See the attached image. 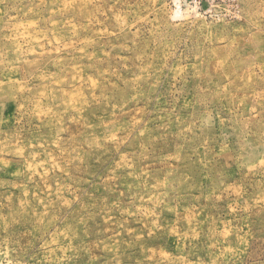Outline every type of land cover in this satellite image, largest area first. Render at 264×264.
Returning <instances> with one entry per match:
<instances>
[{
	"label": "rangeland",
	"instance_id": "1",
	"mask_svg": "<svg viewBox=\"0 0 264 264\" xmlns=\"http://www.w3.org/2000/svg\"><path fill=\"white\" fill-rule=\"evenodd\" d=\"M0 264H264V0H0Z\"/></svg>",
	"mask_w": 264,
	"mask_h": 264
}]
</instances>
